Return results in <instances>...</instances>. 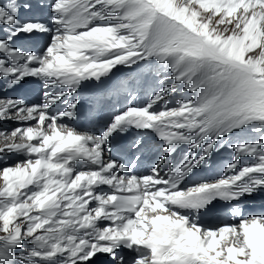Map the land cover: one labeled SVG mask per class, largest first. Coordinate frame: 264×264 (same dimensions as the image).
Segmentation results:
<instances>
[{"label":"snow or ice","instance_id":"snow-or-ice-1","mask_svg":"<svg viewBox=\"0 0 264 264\" xmlns=\"http://www.w3.org/2000/svg\"><path fill=\"white\" fill-rule=\"evenodd\" d=\"M31 6H0V79L31 77L44 88L36 104L0 98V121L28 124L0 130V154L26 156L0 167V264H92L97 255L111 264H264V214L236 207L239 222L216 228L198 219L215 198L238 204L264 190V0H49L51 26L21 21L20 8ZM37 33L50 34L41 51L14 45ZM153 61L191 98L153 111L175 91L161 86L100 134L60 123L76 118L83 81ZM58 103L64 108L53 113ZM246 128L259 137L232 145L231 175L178 187L223 137ZM129 129L154 131L170 151L184 143L203 154L170 168L167 179L158 165L127 174L110 138ZM242 156L255 162L240 166ZM26 241L32 246L18 257Z\"/></svg>","mask_w":264,"mask_h":264},{"label":"bare ground","instance_id":"bare-ground-1","mask_svg":"<svg viewBox=\"0 0 264 264\" xmlns=\"http://www.w3.org/2000/svg\"><path fill=\"white\" fill-rule=\"evenodd\" d=\"M8 121V120H7ZM7 121H0V124H5ZM17 126H21V127H25L28 126V124H18V122H14V125L12 126L13 128L17 127ZM223 177V176H221Z\"/></svg>","mask_w":264,"mask_h":264}]
</instances>
